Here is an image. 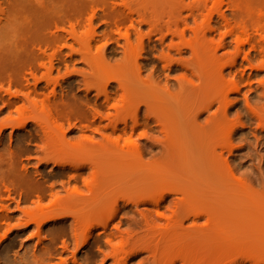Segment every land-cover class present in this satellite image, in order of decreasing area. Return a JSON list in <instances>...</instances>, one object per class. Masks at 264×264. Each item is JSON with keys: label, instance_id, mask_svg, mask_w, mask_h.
<instances>
[{"label": "bare ground", "instance_id": "6f19581e", "mask_svg": "<svg viewBox=\"0 0 264 264\" xmlns=\"http://www.w3.org/2000/svg\"><path fill=\"white\" fill-rule=\"evenodd\" d=\"M186 1L68 0V19L58 23L54 16H46L47 22L32 32L34 41L20 46L18 64L24 71L11 73L8 87L0 80V104L10 112L0 123V208L8 211L16 204L24 220L36 222L38 238L46 236L41 224L47 220L53 224L45 239H64L70 233L55 226L72 220L71 235L82 248L103 252L116 240L121 243L114 251L115 264H130L137 255L145 256V264H197V251L208 252L215 245L220 247L222 261H229L236 248L241 260L233 264H264V160L259 158L240 177L231 161L237 151V130L229 126L231 95L241 92L237 79L242 76L234 72L239 63L220 67L221 52L229 43L213 47L217 30H201L199 25L205 14L210 19L216 15V24L230 29L232 36L241 33L251 47L243 61L251 64L253 52H258L264 68V41L253 43L257 34H264V10L234 25V18L224 11L226 0H214L213 8V0H197L189 8ZM227 1L229 6L232 0ZM159 12L170 19L167 34ZM97 22L105 27L107 41H119L116 33L124 36L123 45L117 43L122 50L131 46L130 29L145 41L141 29L148 26V47L158 52L159 61L171 57L163 47L151 49L153 37L161 35L160 46H164L168 34L184 38L192 31L196 42L191 60H184L186 53L179 50L177 63L196 80L185 75L174 93L169 74L164 79L146 74L140 58L113 77L102 73L100 68L110 64L113 55L104 46L91 57L97 39L80 34ZM245 41H240L239 51ZM76 46L89 71L55 76V71L60 74L61 68L69 69L62 49L74 52ZM3 54L0 65L6 58ZM213 86L221 100L217 110L212 104L203 105ZM248 119L257 121V132L264 133V106L261 114ZM4 128L28 133L15 140L12 133L6 146ZM223 129L220 152L214 138ZM33 157L44 167L53 165L52 173L36 170L30 174L22 161ZM11 172L22 178L19 186L25 188V197L17 199ZM229 181L236 183L234 187ZM30 194L35 201L29 199ZM28 201L34 209L21 208ZM107 211L111 217L121 213L126 217L114 231L111 223L99 218ZM9 220L10 215L0 212V227ZM44 251L48 257L44 263L53 264L57 250H40ZM120 253L124 255L119 258Z\"/></svg>", "mask_w": 264, "mask_h": 264}, {"label": "rangeland", "instance_id": "374dc122", "mask_svg": "<svg viewBox=\"0 0 264 264\" xmlns=\"http://www.w3.org/2000/svg\"><path fill=\"white\" fill-rule=\"evenodd\" d=\"M68 0H1L0 6V54L6 56L5 60L0 65V80L5 81V86L8 87L9 75L17 70H22V65H19L18 57L22 54V49L20 48L26 41H34L35 27L42 22H47L46 16H54L56 21L68 19L71 9L67 2ZM197 0H187L186 6L189 8ZM215 1L213 0L210 8L214 7ZM228 1L224 5V11L231 18H234L235 23H239L247 19V15L257 16L260 11L264 10V0H232L230 4L233 6L229 9ZM73 12V11H72ZM64 14V15H63ZM235 14L236 16H234ZM161 22H163V27L165 33L167 34L166 23L170 21L166 15H161ZM188 15V12H186ZM63 16V17H62ZM211 19L205 16L201 17L199 20V25L201 30H209L208 28H213L217 32L212 37L211 41H214L213 47L217 48L221 45L222 41L229 43V47L226 51H222L223 59L220 62V67L230 68L235 62L239 65L234 69V72L242 76V79H237V83L240 87L239 92H233L231 99L233 101V107H231V117L229 126H234L237 130V136L235 137L234 144L237 146V151L231 155V161L233 167L238 169V177L242 174H247L250 172L252 166L258 164L259 158L264 160V133H258L259 124L257 121L249 122V117L258 116L264 106V87L261 84L264 82V68H261L262 60L258 57V52H253L252 63L243 61L245 53L250 51V46L243 38L241 33L236 32L235 35H230V29L224 26H219L216 24L218 17L213 15ZM62 17V18H61ZM60 19V20H59ZM49 21V20H48ZM67 22V20H65ZM51 22V21H49ZM65 22V24H67ZM264 24V20L262 22ZM101 23L97 22L94 28H84L80 30L81 36L86 39L92 38L93 36L97 39L93 51H91L90 56L94 57L98 50L102 47L108 48V53L113 55V60L110 64L104 65L100 68V71L105 74H110L113 77L118 71L124 67L130 69L137 58L142 59L143 66H145L146 74L151 75L156 73V76L161 77V79L166 78L169 74V78L172 80L174 87L173 92H178V80L184 78L185 75L188 79L196 80L190 73L186 74L183 71L181 64L177 63L179 60L178 51L182 50L185 52L184 60H191V47L196 42V36L191 31L182 38L181 36H171L168 34V38L164 41V46H160L159 38L153 37V45H158L159 49L163 47L166 53L170 54L171 58H166L165 60L159 61L158 52H151L148 47L147 34L149 33V27L143 26L141 32L144 36L145 41H140L139 37L136 35L137 30L130 29L131 36V46L129 49L122 50L117 44L118 42L123 45L124 36L120 34H114L115 38L119 41H107L103 34L105 32V27H99ZM210 24V26H209ZM38 25V26H39ZM68 25V24H67ZM191 26H194L191 21ZM172 31H176L174 24L171 25ZM183 28L180 26L179 31ZM240 41L244 42L243 51H239ZM264 41V34H257L253 43H260ZM10 47V48H9ZM144 48V50H143ZM80 46H76L73 52L69 47H64L62 49V57L66 60V67L61 68L60 74L55 71V76H64L68 71H89V66L82 60L81 55L78 53ZM244 52V53H243ZM21 66V67H20ZM165 68H171V72H167ZM261 68V69H260ZM45 72V70H44ZM7 74V75H6ZM4 76V77H3ZM5 78V79H4ZM3 79V80H2ZM0 81V82H1ZM116 86V85H115ZM233 86L229 87L232 91ZM218 88L213 86L211 91H207L205 94L206 98L203 105L212 104L215 106L214 110L219 109L218 99L219 93ZM82 95V94H80ZM94 95V94H93ZM2 104H0V123H3L10 117V112L8 109H3ZM3 110V111H2ZM18 117L17 114H14ZM123 117H120L117 121H120ZM144 122V120H143ZM153 127L154 125L151 124ZM229 126L225 129L229 128ZM225 129L217 134L214 138V142H217L219 151L221 152L223 135L225 134ZM30 130V129H29ZM14 133V140L17 136L21 134L28 133V131H18L17 128H4L3 129V139H5L6 146L10 143V136ZM139 134H142L139 132ZM75 134H73L74 136ZM100 138V136H99ZM144 142V141H143ZM27 158V157H26ZM149 158V157H148ZM23 165L30 174H34L36 170L45 171L47 173H52L53 165L44 167L37 158L23 159ZM85 176L88 174V170L84 172ZM11 177L15 180L13 189L16 190V197L19 199L20 196H26L25 188L20 187L21 177L11 172ZM34 179V176H32ZM234 187L236 183L229 181ZM29 199L35 201L36 198L33 194L29 195ZM8 203L7 205H9ZM21 208L34 209L35 206L31 202H26L21 205ZM0 212H5L11 216V220L6 221L4 225L0 227V264H50L44 263L47 260V255H45L42 249H48L49 247L57 250V256L52 260L53 264H86V260L89 264H115L113 255L115 249L119 248L121 243L116 240L112 246H109L105 251L100 252L97 248L91 250V246L80 247L79 241L73 238L70 231L69 222H61L57 224L56 228H66L70 233L64 239L60 240L55 238L56 241L50 242L49 239H45L53 223L43 221L41 224L43 234L42 238H38V228L36 222H27L21 216L20 211L16 208V204H12L8 211H4L0 208ZM111 211H107L101 215L102 221L111 223V230H115L116 227H120L119 223L124 221L126 218L124 213H121L118 217H111ZM97 217L93 216L92 218ZM91 218V219H92ZM90 225V224H88ZM51 227V228H50ZM124 228V227H123ZM235 229L237 227L235 226ZM38 230V231H37ZM47 232V233H46ZM100 234V232H96ZM99 237L105 242V235L101 234ZM50 238V237H49ZM42 240L43 244L40 242ZM67 241V244L63 243ZM49 246V247H48ZM208 250V249H207ZM236 248H233L230 253L231 259L229 261H222L221 250L219 246H214L212 249L198 250L199 257L197 258V264H233L241 260V257L236 255ZM124 255V254H123ZM122 253L119 254V258L123 256ZM179 260H177L178 262ZM169 263V262H168ZM130 264H145V256L137 255L132 258ZM180 264V263H178Z\"/></svg>", "mask_w": 264, "mask_h": 264}]
</instances>
